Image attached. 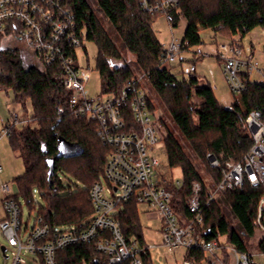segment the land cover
Returning a JSON list of instances; mask_svg holds the SVG:
<instances>
[{
    "label": "trees",
    "instance_id": "16d2710c",
    "mask_svg": "<svg viewBox=\"0 0 264 264\" xmlns=\"http://www.w3.org/2000/svg\"><path fill=\"white\" fill-rule=\"evenodd\" d=\"M94 1L113 27L122 47L136 58L138 69L204 166L206 177L168 130L164 147L169 167L180 168L183 174L180 189L174 187L175 181L166 185L174 192L173 208L177 216L182 224L194 221L188 203L194 185H201L204 206V225L198 227L201 237L248 252L247 241L258 233L255 221L264 188L229 191L209 206L206 196L208 187L221 182L222 169L241 163L251 149L253 139L246 120L252 112L264 109V83L252 82L251 77L245 75L246 90L234 96L230 107L225 106L217 99L214 88L210 84L202 85L195 72L180 81L164 67L169 58L153 30L159 15L152 16L146 11L142 0ZM64 5L76 15L84 44L92 42L98 48L97 69L102 95L119 96L127 82L137 79L134 71L127 64L113 65L123 57L89 0H65ZM167 17L173 26H177L181 17L187 20L183 51L201 46L204 30L228 35L231 45L242 47L240 41L246 35L257 28L264 29V0H179L178 7ZM3 42L4 35H0V92L12 91L15 102L23 107L30 101L33 108L30 121L36 125H12L9 130L11 148L21 154L25 165V172L14 180L18 193L13 199L23 210L21 198L31 206L33 191L38 189L46 205L39 207L36 221L42 218L52 230L87 224L94 213L90 191L104 178L107 159L113 149L103 143L95 122L76 118L71 113V94L58 80L60 71L56 67L40 65L19 41L13 42L19 45L6 48ZM26 50L36 63L26 60ZM151 105L156 108L152 99ZM61 140L80 153L59 159ZM209 154L219 160L221 169L209 166ZM51 160H55L52 176L48 166ZM63 176L69 181L68 185H64ZM227 209L232 219L227 216ZM118 220L128 241L136 237L145 244L139 207L135 202L122 208ZM258 249L264 251L263 242ZM187 262L215 264L209 255L197 250L187 251ZM58 264H106V258L93 246L78 245L60 252ZM144 264H153L151 253L144 256Z\"/></svg>",
    "mask_w": 264,
    "mask_h": 264
},
{
    "label": "built area",
    "instance_id": "2783aa9c",
    "mask_svg": "<svg viewBox=\"0 0 264 264\" xmlns=\"http://www.w3.org/2000/svg\"><path fill=\"white\" fill-rule=\"evenodd\" d=\"M64 3L65 0H0V35H4V41L22 43L40 65L60 71L58 80L71 94V113L76 118L95 122L99 137L113 149L104 171L107 185L98 182L92 187L90 199L94 213L87 224L52 230L39 218L28 235V230L23 229V210L13 199L10 185H1L5 218L0 222V229L16 253L13 264H58L60 252L78 245L93 246L106 258V264H144V256L150 253V248L136 237L128 241L118 220L122 208L131 202L138 207L147 206V213L161 220L163 245L170 250L202 251L216 264H257L255 254L249 251L241 252L222 241L201 237L198 227L204 225V206L199 184L194 185L188 203L195 219L182 224L173 208L174 192L166 186L169 182L161 175L162 163L155 152L157 146L164 144L168 130L151 105L152 98L141 79L127 82L119 96L87 97L91 70L79 65L78 56L85 48L84 38L76 15ZM178 4L179 0H142L144 9L152 16L168 15ZM183 50V43L178 41H172L165 49L169 59ZM219 51L234 95L246 90L245 75L251 77L257 71L264 77L259 64L253 62L252 52L245 53L242 47L231 44L219 47ZM190 72H195L194 66ZM128 118L132 122H128ZM246 124L253 145L241 163L222 169L218 185L208 187L207 206L218 202L229 191L264 188V109L252 112ZM12 125L4 128L0 140L9 137ZM207 161L212 169H221L214 155H207ZM182 184L177 181L174 187L180 189ZM255 225L262 236L257 244L259 248L264 243V197L258 204ZM22 252L33 260L28 262ZM257 252L264 258V251L258 249Z\"/></svg>",
    "mask_w": 264,
    "mask_h": 264
},
{
    "label": "rangeland",
    "instance_id": "374dc122",
    "mask_svg": "<svg viewBox=\"0 0 264 264\" xmlns=\"http://www.w3.org/2000/svg\"><path fill=\"white\" fill-rule=\"evenodd\" d=\"M94 11L98 15L105 30L114 40L115 44L120 50L123 57L121 61L113 62L114 66H122L127 64L134 71L137 78L141 79V83L145 90L148 92L152 101L162 117L163 124L165 123L169 130L181 143L186 153L194 160L197 166L200 168L203 176H207L204 173V166L199 162L195 153L191 150L189 144L185 141L183 135L173 122L170 113L168 112L166 106L162 103L158 95L151 88V85L143 74L141 70L138 69L136 65V58L128 53L123 47L121 42L117 39L116 32L114 31L111 24L104 17L100 9L98 8L94 0H89ZM187 29V20L181 17L177 26H173L167 15L161 14L153 23V30L165 49H168L172 41H178L180 44L184 41L185 33ZM203 44L199 47H195L189 51H182L179 55H176L172 60L168 59L164 67L168 68L172 74H174L178 80L182 81L191 74L190 68L195 66L197 72L195 76L201 80L202 85L210 84L214 90L217 99L223 103L225 106L230 107L234 102V95L229 88V85L224 74L222 61L219 59V47L230 45L231 39L228 35L216 33L213 30H204L201 33ZM10 41H4L3 46L11 47L17 46ZM240 45L244 49L245 53H253V62L259 64V69L264 74V29L257 28L253 32L246 35L241 41ZM85 49L79 51V65L83 68H88L91 70V77L86 85L87 97L90 99L97 98L102 95L101 77L97 69V58H98V48L92 43L85 41ZM21 47V45H20ZM218 52V54H216ZM24 56L27 61H32L36 63L30 52L27 50L24 52ZM251 81L255 83H264V77L260 75L257 71L253 72L251 75ZM18 114L20 119H31L33 116V108L30 101L26 103V107L18 105L15 102V97L12 91L0 92V133L4 128L9 125V122L15 118ZM31 125L35 127V123L28 120L26 123H22L20 126ZM5 143H9L8 138L5 137L0 140V165L4 169V173L1 176V183L9 184L11 187L12 194H17L18 189L14 182V178L24 171L23 162L12 154L11 148L8 150L5 147ZM156 156L162 163V168L160 169L162 177L167 179L168 182L171 181H181L183 179V174L180 168L171 169L168 164V157L165 151L164 144H160L155 148ZM64 185H68V180L64 176ZM74 181V180H73ZM106 187V182L104 178L102 181ZM82 186V185H80ZM1 194V193H0ZM34 203L30 206L26 201L21 198V203L23 205V229L28 230L26 234L28 235L33 229L37 213L40 206H45V200L41 197L38 189L33 191ZM0 208L3 209L2 203L0 201ZM148 207L145 205H140L139 215L140 222L143 230V235L145 238V245L150 248V253L152 255L153 264H186V254L187 251L183 249H169L163 245V238L161 235L162 223L159 218L152 216L148 212ZM227 216L232 219L229 210L227 209ZM72 226V225H71ZM71 226L60 227L59 229H68ZM26 235V236H27ZM25 236V238H26ZM262 236L257 233L254 239L247 241V248L250 253L255 254V261L257 264H264V258L258 255V241ZM24 238V239H25ZM2 247L6 249L4 254ZM15 251L11 249L8 245L6 237L3 235L0 229V264H13L15 260ZM23 257L31 262L33 257L22 252ZM216 264V263H215Z\"/></svg>",
    "mask_w": 264,
    "mask_h": 264
},
{
    "label": "crops",
    "instance_id": "0c3cea01",
    "mask_svg": "<svg viewBox=\"0 0 264 264\" xmlns=\"http://www.w3.org/2000/svg\"><path fill=\"white\" fill-rule=\"evenodd\" d=\"M216 54H218V52L216 53ZM173 59V58H172ZM171 59V60H172ZM223 64V63H222ZM195 67V66H194ZM197 72V68H195V73ZM16 116V118H13V120L11 121V122H9V124H14V125H20V124H22V123H26L28 120H30V119H20V117L18 116V114H16L15 115ZM15 120V121H14ZM24 125V124H23ZM8 141H9V139H8ZM5 147H6V149L8 150L9 148H11V145H10V141H9V143H5ZM11 150H12V154H14V156H16L17 158H19L22 162H23V165H24V161H23V158H22V156H21V154L19 153V152H17V151H14L12 148H11ZM25 172V165H24V171L22 172V174ZM3 173H4V169H3V167L0 165V179H1V176L3 175ZM22 174H19L18 176H16L15 178H14V180L17 178V177H19V176H21ZM0 183H1V181H0ZM1 186V185H0ZM16 194H14V196H15ZM0 201H1V203H2V206H3V195L2 194H0ZM140 207V206H139ZM146 214H147V212H145ZM5 218V211H4V207H3V209H1L0 208V222L3 220ZM186 264H189V262H187V254H186Z\"/></svg>",
    "mask_w": 264,
    "mask_h": 264
},
{
    "label": "water",
    "instance_id": "95a60500",
    "mask_svg": "<svg viewBox=\"0 0 264 264\" xmlns=\"http://www.w3.org/2000/svg\"><path fill=\"white\" fill-rule=\"evenodd\" d=\"M79 153L80 151L76 147L70 146L63 140L60 141V154L58 156L59 159L69 158ZM48 166H49V174L50 176H52L55 170V160L49 161ZM2 251L4 254L6 253V249L4 247H2Z\"/></svg>",
    "mask_w": 264,
    "mask_h": 264
}]
</instances>
